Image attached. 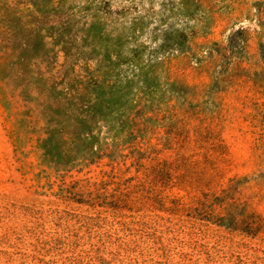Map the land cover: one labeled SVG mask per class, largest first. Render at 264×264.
Masks as SVG:
<instances>
[{
  "label": "rangeland",
  "instance_id": "rangeland-1",
  "mask_svg": "<svg viewBox=\"0 0 264 264\" xmlns=\"http://www.w3.org/2000/svg\"><path fill=\"white\" fill-rule=\"evenodd\" d=\"M0 264H264V0H0Z\"/></svg>",
  "mask_w": 264,
  "mask_h": 264
}]
</instances>
